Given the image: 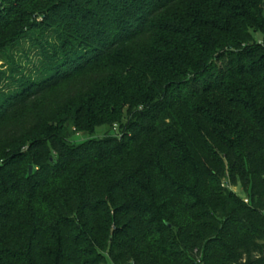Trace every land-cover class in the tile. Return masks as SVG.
Here are the masks:
<instances>
[{"label": "trees", "instance_id": "obj_1", "mask_svg": "<svg viewBox=\"0 0 264 264\" xmlns=\"http://www.w3.org/2000/svg\"><path fill=\"white\" fill-rule=\"evenodd\" d=\"M0 59V264H264V0H1Z\"/></svg>", "mask_w": 264, "mask_h": 264}, {"label": "rangeland", "instance_id": "obj_2", "mask_svg": "<svg viewBox=\"0 0 264 264\" xmlns=\"http://www.w3.org/2000/svg\"><path fill=\"white\" fill-rule=\"evenodd\" d=\"M0 2H1V0H0ZM39 21H40V19H39ZM258 38H259V36H257ZM29 44H30V42H26L25 43V46H24V48H25V50H27L28 49V47H29ZM17 56V58H19V56H22V54H20V53H18V54H16ZM18 62H19V60H18ZM4 61H3V59H0V70H7L6 68H5V65H4ZM31 67H32V64L30 65ZM4 84H5V82H4ZM3 84V85H4ZM6 85V84H5ZM109 130V129H108ZM111 132H114L113 130H111ZM107 133V129L106 128H101V129H98L97 130V136H104L105 134ZM77 136H79L78 138H80V139H87L88 137L86 136V135H83V134H78ZM233 189V191H235L238 195H240L242 198H244L245 199V196H244V194L242 193V190L239 188V187H234V188H232Z\"/></svg>", "mask_w": 264, "mask_h": 264}, {"label": "water", "instance_id": "obj_3", "mask_svg": "<svg viewBox=\"0 0 264 264\" xmlns=\"http://www.w3.org/2000/svg\"><path fill=\"white\" fill-rule=\"evenodd\" d=\"M33 167H30V174L32 173Z\"/></svg>", "mask_w": 264, "mask_h": 264}]
</instances>
